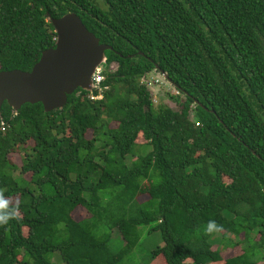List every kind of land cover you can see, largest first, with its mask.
Segmentation results:
<instances>
[{
    "label": "trees",
    "instance_id": "trees-1",
    "mask_svg": "<svg viewBox=\"0 0 264 264\" xmlns=\"http://www.w3.org/2000/svg\"><path fill=\"white\" fill-rule=\"evenodd\" d=\"M69 12L113 48L105 89L51 112L3 104L0 190L19 215L0 227V264H123L143 228L164 264H264V0H0V72L31 70L54 46L49 18ZM155 69L176 110L154 106Z\"/></svg>",
    "mask_w": 264,
    "mask_h": 264
},
{
    "label": "water",
    "instance_id": "water-1",
    "mask_svg": "<svg viewBox=\"0 0 264 264\" xmlns=\"http://www.w3.org/2000/svg\"><path fill=\"white\" fill-rule=\"evenodd\" d=\"M49 19L56 34L54 46L44 50L29 71L0 72V110L4 103L13 111L40 103L44 112H51L62 109L77 89L93 91L92 76L105 65V52L112 46L100 43L74 12ZM157 73L175 88L165 74Z\"/></svg>",
    "mask_w": 264,
    "mask_h": 264
},
{
    "label": "rangeland",
    "instance_id": "rangeland-1",
    "mask_svg": "<svg viewBox=\"0 0 264 264\" xmlns=\"http://www.w3.org/2000/svg\"><path fill=\"white\" fill-rule=\"evenodd\" d=\"M147 87L150 92V96L152 99V102L154 106H158L159 104H166L175 110L179 108L177 103L171 99V95H177V91L173 89V87L166 81L164 80V77L160 74L157 73V71H152L146 79ZM92 136L91 132L88 131L86 134V137L90 139ZM136 150L138 147L145 143L142 135H138L137 140H136ZM33 142L29 141L27 145H24L23 147L26 146H32ZM9 160L15 164L17 167H20L22 164V159H23V152L22 151H15L14 153H9L8 155ZM23 177L27 180H29L30 175L26 174L23 175ZM148 195H141L138 197V201L142 202L146 200ZM12 202L16 203L17 199L11 200ZM87 214L84 209H77L75 212V218L76 219H83L86 217ZM147 229H142V233L144 235L142 236L139 245L135 248L133 253L124 261L123 264H164L162 263L159 259H151L150 253L152 252L153 249H155L158 246H162V239L160 237V234L155 232L152 233L151 235H145ZM122 245V241L119 239L118 236H113L112 241H111V246L114 250H117L120 246ZM216 243L213 246V249H217ZM239 249L235 248L233 250L228 251V253L233 254V253H238ZM230 254L224 253V256H230ZM57 255V254H56ZM54 256L53 259H51L53 264H62L61 258L59 255ZM259 264H263L260 262Z\"/></svg>",
    "mask_w": 264,
    "mask_h": 264
},
{
    "label": "clouds",
    "instance_id": "clouds-1",
    "mask_svg": "<svg viewBox=\"0 0 264 264\" xmlns=\"http://www.w3.org/2000/svg\"><path fill=\"white\" fill-rule=\"evenodd\" d=\"M19 215V206L12 203L10 198L5 199L3 190H0V227L7 226L10 221L17 219ZM222 225H217L215 221H209L207 234H212L214 231L222 230Z\"/></svg>",
    "mask_w": 264,
    "mask_h": 264
},
{
    "label": "built area",
    "instance_id": "built-area-1",
    "mask_svg": "<svg viewBox=\"0 0 264 264\" xmlns=\"http://www.w3.org/2000/svg\"><path fill=\"white\" fill-rule=\"evenodd\" d=\"M163 76V75H162ZM92 80H93V90H96L98 93L96 95L93 94V92L91 93V95L89 96L90 99H101L102 98V91L105 88L101 87V83L104 80V76H103V67L99 66L96 70L95 73L92 76ZM143 82L146 84V79H143ZM148 88V87H147ZM178 94V92H177Z\"/></svg>",
    "mask_w": 264,
    "mask_h": 264
},
{
    "label": "flooded vegetation",
    "instance_id": "flooded-vegetation-1",
    "mask_svg": "<svg viewBox=\"0 0 264 264\" xmlns=\"http://www.w3.org/2000/svg\"><path fill=\"white\" fill-rule=\"evenodd\" d=\"M115 64H116V63H111V64L109 65V70H114V68H115ZM145 79H147V77H146Z\"/></svg>",
    "mask_w": 264,
    "mask_h": 264
}]
</instances>
